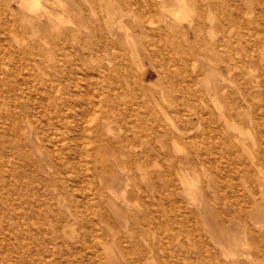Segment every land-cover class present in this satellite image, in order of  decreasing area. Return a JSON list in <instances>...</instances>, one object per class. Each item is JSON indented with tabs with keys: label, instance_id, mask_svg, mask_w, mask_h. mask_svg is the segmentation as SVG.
Returning a JSON list of instances; mask_svg holds the SVG:
<instances>
[{
	"label": "bare ground",
	"instance_id": "6f19581e",
	"mask_svg": "<svg viewBox=\"0 0 264 264\" xmlns=\"http://www.w3.org/2000/svg\"><path fill=\"white\" fill-rule=\"evenodd\" d=\"M80 1L0 0V264H264V0Z\"/></svg>",
	"mask_w": 264,
	"mask_h": 264
},
{
	"label": "rangeland",
	"instance_id": "374dc122",
	"mask_svg": "<svg viewBox=\"0 0 264 264\" xmlns=\"http://www.w3.org/2000/svg\"><path fill=\"white\" fill-rule=\"evenodd\" d=\"M5 4H7L8 0H3ZM87 1V2H85ZM82 7L84 10V13H90L89 11H91V6L95 5L96 3L99 4V1L96 0V3L93 2V0H82L80 1ZM17 6V4H15ZM15 6V7H16ZM88 7V8H87ZM16 9L20 10L21 7H16ZM122 14L125 15L123 19H125V23L127 21H129V19L133 16V10L131 11H128V9H125V8H122ZM57 11H60L61 9H59L58 7L55 9ZM128 11V12H127ZM128 15V16H127ZM135 15V14H134ZM126 17V18H125ZM173 22V23H172ZM127 26L130 28V24L126 23ZM168 24L169 25H172L175 30L178 28L177 25V21H175V19H172L170 21H168L167 23H163L161 24V26L167 28L168 27ZM179 26V25H178ZM184 26L187 27V24L184 23ZM140 60H143L141 61V63L144 65V71H143V75H141V77L138 79L139 81V84L144 87L146 90H148L149 92H152L154 93L155 95H162L161 96V99L159 98V96L157 97V100L158 102L160 103L161 107H163V109L168 110L173 106V92L174 93H178L177 91H179L182 87V85H177L175 86V90H171L168 87V85L165 83V81L162 79L161 75L159 74V69L157 70L156 68L152 67L150 63H148L147 59H140ZM199 63V61H198ZM200 64V63H199ZM149 65V66H148ZM192 65V64H191ZM190 65V70L193 75H195V73L197 72V68L194 69V65L191 66ZM150 67H152L150 69ZM149 69V70H147ZM151 70V71H150ZM139 72V71H137ZM136 72V75H139V73L137 74ZM141 74V73H140ZM158 75V77H157ZM144 76V78L142 77ZM138 78V77H137ZM163 82L164 86L162 85V83H159L160 81L158 79ZM142 79V80H141ZM158 80V82H157ZM144 81V82H143ZM152 81V82H151ZM142 82V83H140ZM154 82V83H153ZM151 83V84H150ZM153 83V84H152ZM142 84H145V85H142ZM150 84V85H149ZM153 85V86H152ZM167 85V86H166ZM150 86V88H149ZM201 88L203 89L204 88V83H201ZM169 89V90H167ZM151 90V91H150ZM171 90V91H170ZM172 97V99H171ZM164 98V99H163ZM166 101V102H165ZM241 138L244 142H246L247 144H250L251 143V138H250V135L247 133V132H244V134H241ZM183 147V148H182ZM179 149L180 150H188L185 146L181 145L179 146ZM172 150H174V152L176 154H179L177 152L178 151V148H173ZM109 161L111 162V160L109 159ZM200 172H205V173H208L209 170H208V167H200ZM144 188L147 189V186L145 183H142ZM118 205H120L122 208H125L127 209V212L128 214L133 217L135 215V213L137 212V209L134 208L133 206H127L126 204L122 203L121 201H118L116 202ZM216 205V203L214 204ZM131 209V210H130ZM145 209V210H144ZM144 212H153V213H156V211H154L155 209H149V208H144ZM156 215V218H162L163 217L161 215H157V213L155 214ZM26 226H28V224H26ZM30 227V226H29ZM32 227H30L31 229ZM34 228V227H33ZM35 229V228H34ZM185 229V228H184ZM143 230L147 233V239L149 240V242L153 243V244H156L160 238L163 239V238H166V237H171L173 234L176 233V237L175 238H178L177 242H180V241H184L186 242L185 245L186 247H183L182 249L179 248L178 251H177V255L181 257V262L179 264H219V262L217 261H205L204 259L206 258L205 256L207 255L206 251L205 250H201L199 249L198 247L195 246V243L191 237V235L188 233L187 230H182L179 229H175L173 227L171 228H167L165 229L164 231H159V230H154L153 228H149L148 226H144ZM155 232V233H154ZM34 233H37L35 230H34ZM174 238V240L176 241V239ZM189 240V241H188ZM109 247H111L112 251H113V255L115 256V258H117L118 260V263L121 261L122 262V259H121V255L119 253V250L113 246V245H109ZM169 248V251L171 254L174 255V253L170 250V247L167 246ZM168 251V250H167ZM70 252V251H69ZM163 252V253H162ZM160 255H163L164 254V251H162ZM121 264V263H119Z\"/></svg>",
	"mask_w": 264,
	"mask_h": 264
}]
</instances>
